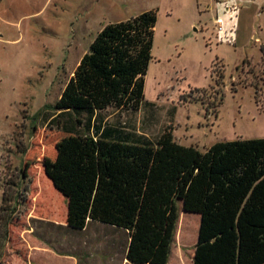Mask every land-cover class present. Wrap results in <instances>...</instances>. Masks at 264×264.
I'll list each match as a JSON object with an SVG mask.
<instances>
[{"label":"rangeland","instance_id":"rangeland-1","mask_svg":"<svg viewBox=\"0 0 264 264\" xmlns=\"http://www.w3.org/2000/svg\"><path fill=\"white\" fill-rule=\"evenodd\" d=\"M152 9L144 100L114 119L141 121L153 138L170 126L201 151L264 137V0H0V207L5 187L19 191L13 216H0V264H126V230L51 225L66 224L69 205L42 162L77 115L56 106L97 33ZM179 213L168 264H194L200 215L181 203Z\"/></svg>","mask_w":264,"mask_h":264},{"label":"trees","instance_id":"trees-1","mask_svg":"<svg viewBox=\"0 0 264 264\" xmlns=\"http://www.w3.org/2000/svg\"><path fill=\"white\" fill-rule=\"evenodd\" d=\"M157 18L152 9L105 25L63 89L56 109L76 113L75 126H66L56 157L42 163L67 196L69 214L66 224L50 223L122 228L129 262L168 264L181 203L200 215L194 264H264V137L218 141L201 151L179 143L170 126L156 138L115 127L90 132L100 112L140 108ZM256 75L264 80V67ZM18 193L4 188L0 216H13Z\"/></svg>","mask_w":264,"mask_h":264},{"label":"crops","instance_id":"crops-1","mask_svg":"<svg viewBox=\"0 0 264 264\" xmlns=\"http://www.w3.org/2000/svg\"><path fill=\"white\" fill-rule=\"evenodd\" d=\"M58 113H60V112H58ZM122 113L124 114L125 112H122L120 110H115V111L111 112L107 117H105L106 113L104 111L100 112L98 115H96L97 118L93 117L91 120L92 133H95L98 130L97 135H100L103 132V130H105V128L110 129L109 127H115V128H122L125 131H135L138 134H144L146 136H151V135H148L147 131L142 128V125L140 124L141 121L131 122V120H127V121L120 122L119 117H116L114 119L115 115L120 116V114H122ZM56 115H58V114H56ZM74 126H75L74 121H72V123L69 125V127L74 128ZM129 240H130V238H128V240L126 242L125 253L123 254L126 264L131 263V262H129V260L126 257V251H127L128 245H129ZM116 250H117V248H116ZM112 255L116 256V254H112ZM119 255L120 254H118V256Z\"/></svg>","mask_w":264,"mask_h":264},{"label":"built area","instance_id":"built-area-1","mask_svg":"<svg viewBox=\"0 0 264 264\" xmlns=\"http://www.w3.org/2000/svg\"><path fill=\"white\" fill-rule=\"evenodd\" d=\"M221 28V27H220Z\"/></svg>","mask_w":264,"mask_h":264}]
</instances>
